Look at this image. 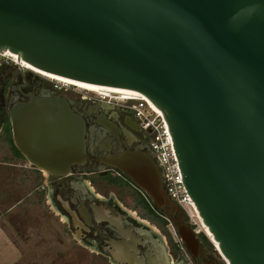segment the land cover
<instances>
[{"label": "water", "instance_id": "water-1", "mask_svg": "<svg viewBox=\"0 0 264 264\" xmlns=\"http://www.w3.org/2000/svg\"><path fill=\"white\" fill-rule=\"evenodd\" d=\"M0 51L149 100L168 124L184 186L220 256L264 264V0H0ZM28 98L9 111L17 150L48 178L82 169L84 119L64 97ZM108 163L158 208L183 212L163 190L154 154ZM176 230L196 256L197 232ZM119 251L126 257L128 247Z\"/></svg>", "mask_w": 264, "mask_h": 264}, {"label": "flooded vegetation", "instance_id": "flooded-vegetation-1", "mask_svg": "<svg viewBox=\"0 0 264 264\" xmlns=\"http://www.w3.org/2000/svg\"><path fill=\"white\" fill-rule=\"evenodd\" d=\"M43 81L49 80L13 65L0 67V136L11 127L12 106L28 102L29 94L64 97L84 119L86 164L65 178H48L43 189L48 196V214L64 225L65 233L77 246L90 254V263L224 264L211 240L212 245L205 240L204 233L197 232L200 247L197 255L192 256L176 232V226H191L185 212L168 214L165 208H158L146 192L108 163L118 159H145L153 154L151 138L134 113L113 99L124 94L112 93L110 99H88L87 95L74 99L67 94L68 90L57 85L52 90ZM163 190L166 193L165 183ZM128 232L138 240L124 236ZM124 245L128 247L126 257L119 251Z\"/></svg>", "mask_w": 264, "mask_h": 264}, {"label": "rangeland", "instance_id": "rangeland-1", "mask_svg": "<svg viewBox=\"0 0 264 264\" xmlns=\"http://www.w3.org/2000/svg\"><path fill=\"white\" fill-rule=\"evenodd\" d=\"M43 83L52 90H54L56 84H58L64 91L68 90L67 94L74 99H76L79 95H87L85 91L67 87L59 83H52L49 81H43ZM9 139L10 132L7 129V132L0 136V162L2 163L13 160L15 157V154L11 149ZM3 179L4 176L1 178L0 182H2ZM24 211L23 216L22 214L17 215V223L13 224V226L10 225L9 228L10 233L12 232L15 234L18 237L17 239L23 243L21 248L22 251L25 252V258L12 263L91 264L90 254L77 246L69 238V236L65 233L64 225L58 224L55 219L48 214L44 207H26ZM205 237L211 244L210 238L208 236ZM17 239H15L16 242ZM226 263L227 262L224 260V264ZM101 264H106V262L104 261Z\"/></svg>", "mask_w": 264, "mask_h": 264}, {"label": "built area", "instance_id": "built-area-1", "mask_svg": "<svg viewBox=\"0 0 264 264\" xmlns=\"http://www.w3.org/2000/svg\"><path fill=\"white\" fill-rule=\"evenodd\" d=\"M13 65L24 72H32L28 64L19 61L7 51H0V67ZM33 73V72H32ZM58 85V84H56ZM62 89L61 86H57ZM139 95V94H138ZM141 96V95H139ZM88 99L102 98L110 99V94L87 93ZM145 97L132 95H122L113 99L124 104L131 110L138 119L141 128L148 133L151 138V150L155 155V161L163 173L167 196L177 203L185 212L190 224L198 233H203L202 224L194 203L188 195L184 186V180L175 154L172 136L164 116ZM227 264V263H226Z\"/></svg>", "mask_w": 264, "mask_h": 264}, {"label": "crops", "instance_id": "crops-1", "mask_svg": "<svg viewBox=\"0 0 264 264\" xmlns=\"http://www.w3.org/2000/svg\"><path fill=\"white\" fill-rule=\"evenodd\" d=\"M0 264H14L23 260L25 252L10 225L17 223V215L26 207H44L48 212V196L45 192L48 177L25 160L15 156L13 160L0 162ZM15 239H14V236ZM20 242V243H19ZM10 261V262H8Z\"/></svg>", "mask_w": 264, "mask_h": 264}, {"label": "bare ground", "instance_id": "bare-ground-1", "mask_svg": "<svg viewBox=\"0 0 264 264\" xmlns=\"http://www.w3.org/2000/svg\"><path fill=\"white\" fill-rule=\"evenodd\" d=\"M10 53V52H9ZM11 54V53H10ZM13 57H15L16 59L18 58L17 56H15L14 54H11ZM28 68L35 74L41 76L42 78L49 80L50 82H54V83H59L61 85H65V86H73L76 87V89L81 90V91H85V92H91V93H100V94H112V93H121V94H126V95H132V96H136V97H141L139 96L137 93L132 92L130 90H123V89H114V88H100L98 86H93V85H89V84H85L82 82H77V81H73V80H69V79H65V78H61L55 75H51L48 74L46 72H43L41 70H38L36 68H34L31 65H28ZM145 99V98H144ZM151 103V102H150ZM152 104V103H151ZM158 111V110H157ZM159 113L162 114V112L158 111ZM163 115V114H162ZM194 207L196 209V206L194 204ZM196 212L198 213V210L196 209ZM199 216V213H198ZM200 218V217H199ZM201 224L203 225V220L200 218ZM202 231L203 233L208 236L211 240V242L213 243V245L215 246L216 250H219V245L217 242H215L213 235L209 232V229L207 227H205L204 225L202 226ZM227 262V260H225ZM227 264H229L227 262Z\"/></svg>", "mask_w": 264, "mask_h": 264}, {"label": "trees", "instance_id": "trees-1", "mask_svg": "<svg viewBox=\"0 0 264 264\" xmlns=\"http://www.w3.org/2000/svg\"><path fill=\"white\" fill-rule=\"evenodd\" d=\"M8 131L10 132L9 143H10V145H11V149H12L13 153H14L15 156H17V157L24 158V157L22 156V154L17 150V148H16L15 145H14L13 138H12V133H11V127H10V126L8 127ZM5 132H7V129H6ZM205 240L208 241L207 238H205Z\"/></svg>", "mask_w": 264, "mask_h": 264}]
</instances>
